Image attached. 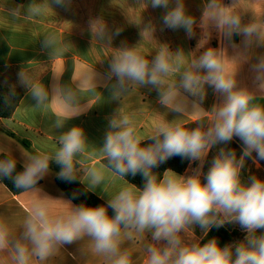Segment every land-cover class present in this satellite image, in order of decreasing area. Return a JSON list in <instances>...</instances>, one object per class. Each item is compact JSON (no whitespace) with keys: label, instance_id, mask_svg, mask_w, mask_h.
<instances>
[{"label":"crops","instance_id":"0c3cea01","mask_svg":"<svg viewBox=\"0 0 264 264\" xmlns=\"http://www.w3.org/2000/svg\"><path fill=\"white\" fill-rule=\"evenodd\" d=\"M261 2L264 7V0H257L256 6ZM183 3L194 19L191 35L183 27L171 29L163 23V16L175 7L176 0H170L168 9L153 8L151 0H63L61 4L56 0H0V84L25 90L13 116L0 119V153L22 166L34 156L51 158L48 173L28 190L15 194L0 181V226L7 231L9 241L0 251V264H15L11 252L16 242L31 248L24 238V224L34 204L45 203L52 216L78 208L56 183L60 165L54 159L61 137L72 128H79L84 139L82 151L74 157V174L107 203L131 184L103 163L106 136L115 131L110 128L111 120L128 118L142 142L155 137L162 124L197 123L205 130L212 126L213 108L222 102V96L206 84L201 100L182 86L193 62L207 50L233 62L236 88L247 89L256 102L264 104L260 88L264 74L255 67L264 60V10L263 17L252 14L240 18L236 7L227 14L228 0ZM206 10L238 19L241 26L232 30L219 26L215 18L204 15ZM249 26L257 31L246 36L243 29ZM125 48L135 50L150 64L164 51L172 70L158 85L125 81L120 88L110 66ZM232 68V64L226 65V71ZM33 86L42 87L46 94L40 103L32 95ZM169 91L174 96L165 103L162 96ZM221 148L234 149L238 158L242 154L239 138L217 143L205 157L191 159L185 172L177 174H206ZM254 158L255 153L245 160L244 181L252 176L264 179V160L254 163ZM94 171L102 175L98 184L92 183ZM223 227L239 235L230 244L245 240L247 233L238 223L226 222ZM207 233L194 223L179 236L182 243L193 244L200 243ZM120 239L121 251L127 247L131 262L139 260L140 264H145L149 246L164 247L167 243L153 240L151 232L132 228H123ZM28 264H110V260L94 251L91 237L83 236L56 246L43 260L30 256Z\"/></svg>","mask_w":264,"mask_h":264},{"label":"clouds","instance_id":"9594fccd","mask_svg":"<svg viewBox=\"0 0 264 264\" xmlns=\"http://www.w3.org/2000/svg\"><path fill=\"white\" fill-rule=\"evenodd\" d=\"M63 0H56L61 4ZM170 0H151L153 8L168 9ZM219 26L239 29L240 21L224 13L206 10ZM166 27H183L191 35L194 19L186 12L183 0L163 16ZM257 29H243L251 36ZM119 35V32L116 33ZM232 64L231 72L226 65ZM111 73L117 86L125 81L158 85L161 77L170 73L172 66L164 51L149 63L133 49L125 48L113 60ZM264 74V60L255 66ZM203 70V71H202ZM235 65L215 50L209 49L193 62L192 70L183 77V88L192 95L204 97V86H211L222 96V102L213 108L214 122L207 130L187 128L180 123L162 124L153 143L143 144L128 118L111 120L110 131L103 147L106 159L120 176L140 174L143 186L129 184L122 187L106 205L80 206L61 215L52 216L43 202L34 204L24 224V238L30 243L16 242L11 257L15 264H28L30 256L43 260L58 245L71 244L89 236L97 254L109 258L110 264H131L130 254L121 251V230L132 228L151 232L155 241H166V246L147 248L145 264H264V179H242L246 158L254 163L264 160V104L256 102L247 89L236 88ZM259 78V77H258ZM264 90V83L260 84ZM37 103L46 98L42 87L33 86ZM174 96L169 91L162 96L168 103ZM234 138L242 142L239 158L234 149L221 148L206 174L196 171L189 176L177 174L171 168L162 175L153 169L173 156L193 160L202 159L217 143L228 144ZM61 147L55 155L60 165L58 178L75 181L74 157L83 149V132L72 128L60 139ZM50 157L34 156L15 176L19 188H31L48 173ZM16 169L12 160L0 161V173L11 176ZM102 175L92 173V183L98 184ZM112 209L113 215L109 214ZM217 216L223 218L217 219ZM238 223L246 231L244 241L221 246L216 238L206 243L184 244L179 233L191 224H198L206 232L213 226ZM259 233V234H258ZM8 233L0 226V251L8 247Z\"/></svg>","mask_w":264,"mask_h":264},{"label":"trees","instance_id":"16d2710c","mask_svg":"<svg viewBox=\"0 0 264 264\" xmlns=\"http://www.w3.org/2000/svg\"><path fill=\"white\" fill-rule=\"evenodd\" d=\"M16 1L23 2L24 0H16ZM24 94H25L24 89L0 84V119L10 118L13 116ZM184 126L189 129L195 128V127H202L201 125L197 123H189ZM10 135L13 136V134H10ZM153 138L146 140L142 143L145 145L151 144L154 142ZM7 160L15 161L16 169L11 174V176H4L2 173H0V181L4 185H6L10 189V191H12L15 194H19L25 190L30 189V188L16 187L15 182H14L15 176L19 171L22 170L23 166L20 163H18L16 160H14L12 157H10L9 155L0 153V161H7ZM190 161L191 159L189 158H185L181 156H173L169 158L167 161L161 163L158 167L154 168L153 172L162 175L166 169L171 168L176 173L182 174L187 169L188 165L190 164ZM103 163L108 168L114 171L111 164L106 158L103 159ZM50 166H51V163H50ZM76 167L77 165L74 164V168ZM123 178L126 179L131 184L137 185V187H142L144 183L143 178L140 174H137L135 176L128 174L127 176H123ZM40 182L41 180L36 185H38ZM56 183L59 186V188L70 198V200H72V202L77 207L84 206V205L99 206V205L107 204L103 199H101L100 197L95 195L93 192H91L89 189H87L76 176H75V181L67 182V181L59 179L57 175ZM108 211L110 215H113L112 209H109ZM238 236H239L238 233L229 232L224 227L217 228L213 226L211 230L208 231V233L205 235V237L202 239L200 243L203 244V243H206L209 239L216 238L219 241V244L221 246H224V245L230 244Z\"/></svg>","mask_w":264,"mask_h":264},{"label":"rangeland","instance_id":"374dc122","mask_svg":"<svg viewBox=\"0 0 264 264\" xmlns=\"http://www.w3.org/2000/svg\"><path fill=\"white\" fill-rule=\"evenodd\" d=\"M257 0H228V8H227V14L230 9H237V13L239 14L240 18L250 16L252 14H257L263 17V10L264 7L262 6L261 2L260 4H257ZM60 9H65L64 6H59ZM264 23V19H262ZM241 26V25H240ZM127 247L124 246L123 250L127 251ZM131 264H140V261H133Z\"/></svg>","mask_w":264,"mask_h":264},{"label":"water","instance_id":"95a60500","mask_svg":"<svg viewBox=\"0 0 264 264\" xmlns=\"http://www.w3.org/2000/svg\"><path fill=\"white\" fill-rule=\"evenodd\" d=\"M234 41H235V42H238V34H235V35H234Z\"/></svg>","mask_w":264,"mask_h":264}]
</instances>
